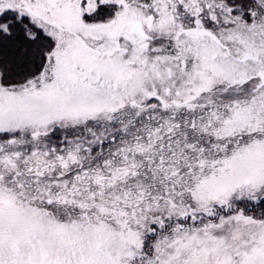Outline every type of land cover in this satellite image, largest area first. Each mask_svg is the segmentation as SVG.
Here are the masks:
<instances>
[{"label": "snow or ice", "instance_id": "6c2138e0", "mask_svg": "<svg viewBox=\"0 0 264 264\" xmlns=\"http://www.w3.org/2000/svg\"><path fill=\"white\" fill-rule=\"evenodd\" d=\"M0 264H264V0H0Z\"/></svg>", "mask_w": 264, "mask_h": 264}]
</instances>
